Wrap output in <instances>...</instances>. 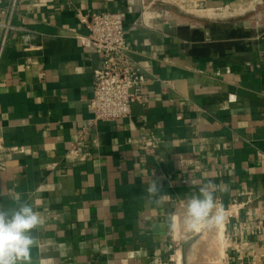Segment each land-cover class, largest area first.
<instances>
[{
  "label": "crops",
  "instance_id": "obj_1",
  "mask_svg": "<svg viewBox=\"0 0 264 264\" xmlns=\"http://www.w3.org/2000/svg\"><path fill=\"white\" fill-rule=\"evenodd\" d=\"M105 11L152 81L129 118L86 135L102 57L80 18ZM0 25V209L19 197L41 215L39 264H210L214 233L182 226L181 200L206 183L239 207L221 264H264V0H0Z\"/></svg>",
  "mask_w": 264,
  "mask_h": 264
},
{
  "label": "built area",
  "instance_id": "obj_2",
  "mask_svg": "<svg viewBox=\"0 0 264 264\" xmlns=\"http://www.w3.org/2000/svg\"><path fill=\"white\" fill-rule=\"evenodd\" d=\"M15 6L14 2L12 11ZM80 20L88 30L87 35L78 36L82 47L102 57L101 67L94 72L93 96L88 104L93 118L84 128L87 135L97 123L129 118L134 104H145L143 87L152 81V76L134 61L132 47L127 41L124 17L120 12L105 11L83 16ZM2 26L5 31L11 27L9 21ZM5 41L6 36L0 44V61ZM79 155L80 147L74 144L67 156L75 158ZM84 157H89V154L86 153ZM238 208L235 202L234 207L224 210L225 217L234 214ZM245 228L253 227L246 225Z\"/></svg>",
  "mask_w": 264,
  "mask_h": 264
},
{
  "label": "clouds",
  "instance_id": "obj_3",
  "mask_svg": "<svg viewBox=\"0 0 264 264\" xmlns=\"http://www.w3.org/2000/svg\"><path fill=\"white\" fill-rule=\"evenodd\" d=\"M151 197L160 193L155 182L147 189ZM215 186L203 184L198 194H191L181 200L182 226L186 233L202 230L211 231L226 220L222 205L215 198ZM18 207L10 210L0 209V264H32L31 250L38 247L34 234L43 223L41 215L28 203L16 198ZM176 217L169 222L175 229Z\"/></svg>",
  "mask_w": 264,
  "mask_h": 264
},
{
  "label": "bare ground",
  "instance_id": "obj_4",
  "mask_svg": "<svg viewBox=\"0 0 264 264\" xmlns=\"http://www.w3.org/2000/svg\"><path fill=\"white\" fill-rule=\"evenodd\" d=\"M195 12H197V11H195ZM200 14L199 15L201 17L203 16L205 18H212V19L230 18V17L234 16V15L229 14V13H226L223 16H220V17H218V16H216L214 14H211V12H207V13L204 12V13H200ZM224 230H225V222L222 223L220 226H218V227L214 228L213 230H211V234H212V232L214 233V243L212 244V246H210L211 247V253H210L209 257H207L208 258V263L210 262V264H214V263L215 264L216 263L217 264H221V260H222V258L224 256L225 246H226V241L224 240V237H223ZM207 248H208V246H207ZM209 250H210V248H209Z\"/></svg>",
  "mask_w": 264,
  "mask_h": 264
},
{
  "label": "rangeland",
  "instance_id": "obj_5",
  "mask_svg": "<svg viewBox=\"0 0 264 264\" xmlns=\"http://www.w3.org/2000/svg\"><path fill=\"white\" fill-rule=\"evenodd\" d=\"M235 9H230V10H226V9H222V10H220V11H212L213 13H215V14H219V15H222V14H225V13H230V14H234L236 17L237 16H240V15H245L246 13H247V9H241V10H236V11H234ZM195 11H197V10H195V9H190V8H187V10H186V12H188V13H190L189 15H191V16H193V17H201L200 15V13H198V12H195ZM248 11H249V9H248ZM201 12H206L207 13V11H201ZM250 12V11H249ZM256 13V12H255ZM255 13H253V14H251V15H254ZM200 14V15H199ZM261 15V14H260ZM262 16V15H261ZM260 16V17H261ZM202 18H205V17H203L202 16ZM237 18H240V17H237ZM262 18V17H261ZM206 19V18H205ZM208 19V18H207ZM229 19V18H228ZM241 19V18H240ZM208 231V230H207ZM209 231L207 232V241L209 240L208 239V236H209ZM196 244H197V242H196ZM200 246L201 245H195V247L193 248L195 251H196V253H197V251L198 250H200ZM197 255V254H196Z\"/></svg>",
  "mask_w": 264,
  "mask_h": 264
},
{
  "label": "water",
  "instance_id": "obj_6",
  "mask_svg": "<svg viewBox=\"0 0 264 264\" xmlns=\"http://www.w3.org/2000/svg\"><path fill=\"white\" fill-rule=\"evenodd\" d=\"M31 255H32V264H39L38 263V260H39L38 250L36 249L31 250Z\"/></svg>",
  "mask_w": 264,
  "mask_h": 264
}]
</instances>
